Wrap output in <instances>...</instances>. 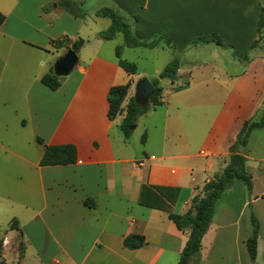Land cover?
Here are the masks:
<instances>
[{
  "label": "crops",
  "instance_id": "crops-1",
  "mask_svg": "<svg viewBox=\"0 0 264 264\" xmlns=\"http://www.w3.org/2000/svg\"><path fill=\"white\" fill-rule=\"evenodd\" d=\"M55 1L0 0L5 16L0 25L2 255L10 258L9 264H177L189 230H178L166 211L141 205L142 186L177 187L171 211L184 213L191 198L226 165L244 120L255 119L264 109V96L256 99L264 93V78L251 75L256 63L264 70L262 48L250 49L259 38L264 0H79L91 8L82 18L56 4L44 10ZM101 5L134 15L132 30L139 39L163 33L179 54L177 78L173 83L168 79L167 98L161 95L166 103L162 119L151 107L136 120L134 129L141 124L145 132L138 145L120 131L122 115L107 117L110 87L134 83L116 55L103 52L109 47L103 41L114 38L102 39V30L93 28L79 36L86 18L100 17L94 10ZM211 33L232 48L193 43ZM63 37L70 42L80 37L84 43L70 73L51 90L40 77L68 51L66 43L55 46ZM211 43L232 50L229 62L239 70L228 71L214 59H188L192 49ZM123 46L121 56L140 48ZM147 49L175 54L163 41ZM198 79L206 88L194 89ZM191 96L207 99L190 102L186 97ZM63 143L75 145V163L39 164L44 144ZM244 147L240 153L249 159ZM246 170L252 176L251 192L243 180L234 179L216 200L199 264H253L245 245L253 231L252 214L259 223L256 261L264 264V171L248 165ZM86 199L91 207L84 204ZM13 218L24 245L15 263L19 251L5 246V241H17V230L8 228ZM130 234H142L146 243L124 247Z\"/></svg>",
  "mask_w": 264,
  "mask_h": 264
},
{
  "label": "trees",
  "instance_id": "trees-1",
  "mask_svg": "<svg viewBox=\"0 0 264 264\" xmlns=\"http://www.w3.org/2000/svg\"><path fill=\"white\" fill-rule=\"evenodd\" d=\"M53 4H56L58 8L68 12L74 17L80 18L85 17L87 12L91 9L87 3L79 0H56L44 7V10L49 9ZM94 13L96 16L110 19V25L107 29L98 33V36L102 39H112L116 33L120 32L123 35L124 45L127 47L152 48L163 41L168 48L175 50L172 42L163 33H157L153 37L145 40L137 38L132 30V25L137 20L134 15L121 14L116 8L108 5L98 6L94 10ZM4 19L5 16L0 12V25L4 22ZM263 28L264 7L261 8L257 21L259 38L250 45V49L258 44ZM198 42H214L217 45L232 48L216 33L200 36L193 40V43ZM65 43L68 50L71 49L77 53L83 45L84 40L79 37L73 42H70L67 37H63L61 40L55 42V46L65 45ZM69 43L70 46H68ZM121 50L122 47L120 46H117L115 49L119 66L128 74H134L136 72V66L121 59ZM245 59H247V57ZM179 65V58L174 57L159 72L158 77L151 81L154 91L149 97L148 103H141L136 98L131 97L124 107L123 102L127 96L130 83L126 82L110 87L107 95V117L109 120H115L119 115H122L119 128L124 138H129L131 136L133 131L132 126H135L136 120L140 115L144 114L149 108L162 103V87L159 85V79L167 78L173 83L177 78ZM60 80L61 76L54 74L53 67L40 77V82L51 90H56L60 86ZM263 126L264 110L259 120L256 121L252 118L244 120L235 140L229 146L226 165L220 173L216 174L210 181L203 185L202 189L204 193L202 195L197 193L191 198L190 206L184 213L177 214L171 211V205L174 203L179 190L177 187L161 185L142 186L139 199L141 205L166 211L168 213V218L174 223L178 230H189L187 241L179 255L177 264H189L192 258H196L199 261L201 240L210 225L215 202L220 195L232 185L234 179L243 180L246 184L248 193L251 192L252 176L246 170L247 158L240 153V148L246 146L252 130L262 128ZM36 141L43 143L40 137H37ZM43 147V154L39 161L41 166L73 164L76 162V147L72 143L44 144ZM261 170L264 171V168ZM84 204L90 207L93 205V203H89V199L84 200ZM13 221L16 223V220L13 218L8 228L17 229V225L16 227L12 226ZM251 222L253 228L252 235L245 240V245L250 260L254 263L256 261L259 223L253 214L251 215ZM1 242L2 239H0V253L2 251ZM145 243L146 240L142 234H130L123 239V245L128 249L140 248Z\"/></svg>",
  "mask_w": 264,
  "mask_h": 264
},
{
  "label": "rangeland",
  "instance_id": "rangeland-1",
  "mask_svg": "<svg viewBox=\"0 0 264 264\" xmlns=\"http://www.w3.org/2000/svg\"><path fill=\"white\" fill-rule=\"evenodd\" d=\"M89 6V5H88ZM90 11L87 12V14H89ZM87 17V16H86ZM109 20L107 18H100V17H91L89 16L88 18H86V24L84 25L83 29L84 32H80L81 34L79 35L80 37H85L86 32L88 31L90 33V28H93L95 30H105L108 27ZM88 28V29H87ZM95 42V41H93ZM105 42L104 44L109 46V47H105V49L103 50V52L105 53V55H107V53L109 52V55L111 54L112 57H114L115 54V48L117 46L122 47L123 50V43H124V39H123V35L121 33L116 34V36L114 37L113 40L110 41H103ZM260 45L259 43L256 45V47H261V56L264 57V29L262 30L261 33V37L259 39ZM88 47H85L83 49H81L80 52V56L83 58L86 54ZM86 50V51H85ZM121 50V53H122ZM232 50L230 49H225L222 47H218L215 44L211 43L210 45H204L203 47H199L197 49H192L189 54H191V56L188 58H195V59H214L217 61V63L219 64H224L226 69L228 71H237L239 70V66L238 65H234V64H230L229 62V57L231 56V52ZM173 52H175L174 57L179 56L178 53H176V51L173 50ZM123 59L126 58L130 63L134 64L136 66V72L134 74H132L131 78L133 79L134 83L131 87V82L130 83V87L127 93V96L125 98L126 103L128 101L129 98L134 97L137 99L136 96V84L138 83V81L142 78H147L149 81H152L153 79L158 77V73L159 71H161L166 64H168L174 57L172 55V52L170 50H162V49H155V50H150L147 49L146 47H140L137 49H127L124 52V55L121 56ZM254 70L256 72L253 73V71H251V75L256 74L259 75L260 77L264 78V70L262 68H259L258 63L254 64ZM252 68V70H253ZM124 75V73H122ZM195 87L194 89H201V88H206L204 82L201 79L195 80ZM123 84V83H121ZM118 85V84H116ZM159 85L162 87V96L164 98L166 97V93L169 92V81L167 78H162L159 79ZM209 86H214V83H210ZM161 96V97H162ZM264 96V93H261L260 96L256 97V99H260ZM186 99L188 101H192L195 102L198 100V103H201V100L207 99V98H203V97H186ZM143 103H145L143 101ZM166 106V103H162L161 105H157L155 106L156 108V112H160L161 113V119H162V111L163 108ZM264 108V106H263ZM262 108V109H263ZM264 110V109H263ZM258 112L255 116L254 120H259L262 112ZM248 111H250V109H248L246 111V113L244 115H248ZM120 116V115H119ZM160 116H157L156 121H159ZM142 120H145V118H143ZM160 125V124H159ZM158 130V129H157ZM134 131V133H133ZM133 131L130 136V138L133 140V142L135 144H139L142 140H144L143 135L145 136V132L142 130V125L140 124L136 129L133 128ZM244 154H247L249 156V159L247 158V162L246 165H248L251 168H254L258 171H262L261 169L264 168V160L260 161L259 158L264 159V126L262 128H257L251 131L247 144L246 146L243 148L242 151ZM203 188V187H202ZM201 188V191H199V194H203L204 190ZM178 209V208H177ZM176 211V210H175ZM0 221H2V219L0 218ZM11 223V222H10ZM12 226L16 227V223L15 221L12 222ZM5 224L0 225V232L2 233L5 230ZM16 229V228H14ZM17 231V241L13 242V243H7L5 241V246H9L12 245V247H16L17 251H19L18 256L14 258V263L15 261H20L21 258V253L22 250L24 249V245L22 242V237H21V233L18 229H16ZM3 242H1V248H2ZM12 258V257H11ZM7 259H10L9 257H7ZM7 259L2 255V251L0 253V264H9ZM257 262V261H255ZM254 262V263H255ZM20 263V262H19ZM253 263V264H254ZM24 264H31L30 262H26ZM47 264H50L49 262ZM51 264H56L55 261L52 262ZM193 264H199L197 259H194V263Z\"/></svg>",
  "mask_w": 264,
  "mask_h": 264
},
{
  "label": "water",
  "instance_id": "water-1",
  "mask_svg": "<svg viewBox=\"0 0 264 264\" xmlns=\"http://www.w3.org/2000/svg\"><path fill=\"white\" fill-rule=\"evenodd\" d=\"M78 61V55L69 49L62 57L53 64V72L58 76H65L70 73L73 66ZM154 87L147 78H142L136 84V96L142 97L145 103H148L149 97L152 95ZM135 126L133 125L132 128ZM211 190V187H210ZM254 264H258L255 262Z\"/></svg>",
  "mask_w": 264,
  "mask_h": 264
},
{
  "label": "flooded vegetation",
  "instance_id": "flooded-vegetation-1",
  "mask_svg": "<svg viewBox=\"0 0 264 264\" xmlns=\"http://www.w3.org/2000/svg\"><path fill=\"white\" fill-rule=\"evenodd\" d=\"M137 100L139 101V102H141V103H143V98L142 97H139V96H137Z\"/></svg>",
  "mask_w": 264,
  "mask_h": 264
}]
</instances>
